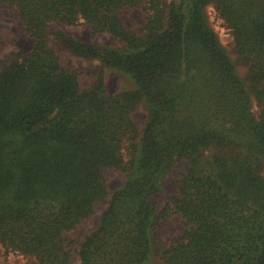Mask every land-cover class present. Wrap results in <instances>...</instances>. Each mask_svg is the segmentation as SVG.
<instances>
[{"label": "trees", "instance_id": "1", "mask_svg": "<svg viewBox=\"0 0 264 264\" xmlns=\"http://www.w3.org/2000/svg\"><path fill=\"white\" fill-rule=\"evenodd\" d=\"M213 4L237 63L211 27ZM34 48L0 68V256L73 264L64 233L102 212L79 264H264V0H0ZM142 8L145 26L123 12ZM88 24L125 49L64 32L74 55L130 74L109 94L102 71L87 88L51 43L50 26ZM141 128L133 113L143 101ZM183 161L179 195L160 206L162 177ZM131 171L110 195L105 171ZM172 215L183 232L169 243Z\"/></svg>", "mask_w": 264, "mask_h": 264}, {"label": "rangeland", "instance_id": "2", "mask_svg": "<svg viewBox=\"0 0 264 264\" xmlns=\"http://www.w3.org/2000/svg\"><path fill=\"white\" fill-rule=\"evenodd\" d=\"M6 8L0 7V68L13 58V53L22 51L30 52L35 45V38L24 31L23 22L17 15H12ZM208 21L219 37L223 48L231 55L236 62L237 53L231 29L227 26L222 18L216 12L213 4L206 8ZM126 23L133 29H139L145 26L146 13L142 8H132L123 12ZM57 32H64L82 41L92 44L106 45L109 47L125 49V45L120 42L113 34L109 32H94L88 24L68 25L60 22H54L50 26L51 43L54 44L58 51L61 52L74 69L79 72V80L83 88L93 84L98 78V73L102 71L107 93H119L137 87L136 80L128 73L117 69L103 67L101 62L96 59L84 58L72 54L55 36ZM239 75L243 79L249 74V67L236 62ZM151 106L145 100L141 106L133 113L137 124L143 128L151 116ZM185 169L183 161H179L162 177L163 192L160 196V206L168 196L179 195L180 176ZM107 186L110 195L120 190L135 175L131 171L121 169H107L105 171ZM102 212H97L90 218L83 220L76 228L64 233L67 248L72 252L73 264H79V252L82 243L86 238L95 231L101 222ZM184 229L181 219L172 215L164 220L161 224L160 232L163 241L169 243L174 237L179 236ZM0 264H33L32 259L23 255L10 254L9 256H0ZM149 264H166L164 259L157 253H154Z\"/></svg>", "mask_w": 264, "mask_h": 264}]
</instances>
